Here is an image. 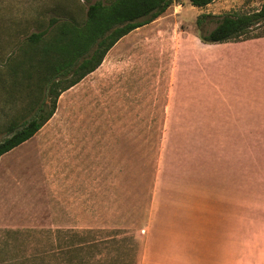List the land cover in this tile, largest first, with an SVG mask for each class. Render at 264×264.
I'll list each match as a JSON object with an SVG mask.
<instances>
[{"label": "rangeland", "instance_id": "374dc122", "mask_svg": "<svg viewBox=\"0 0 264 264\" xmlns=\"http://www.w3.org/2000/svg\"><path fill=\"white\" fill-rule=\"evenodd\" d=\"M110 1L0 0V141L51 101L27 36ZM261 3L174 0L62 92L0 157V264H264V23L196 25Z\"/></svg>", "mask_w": 264, "mask_h": 264}, {"label": "trees", "instance_id": "16d2710c", "mask_svg": "<svg viewBox=\"0 0 264 264\" xmlns=\"http://www.w3.org/2000/svg\"><path fill=\"white\" fill-rule=\"evenodd\" d=\"M188 1L194 7L202 8L214 0ZM173 2L174 0H111L107 4L96 2L88 6L81 24L52 18L45 29L28 35V50L32 54H41L36 65L46 70L43 77L44 83L46 82L44 92L51 101L48 105L40 102L30 119L22 124H10L9 136L0 141V157L31 139L52 117L59 95L93 72L101 64L105 54L122 37L159 18ZM206 16L201 15L196 19L200 39L209 44L225 43L264 23V0L256 12L221 16L216 26L204 34L201 30V18ZM52 28L54 30L50 32Z\"/></svg>", "mask_w": 264, "mask_h": 264}]
</instances>
